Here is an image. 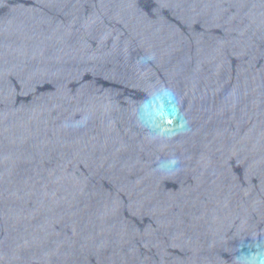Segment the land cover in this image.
<instances>
[{"label":"water","instance_id":"1","mask_svg":"<svg viewBox=\"0 0 264 264\" xmlns=\"http://www.w3.org/2000/svg\"><path fill=\"white\" fill-rule=\"evenodd\" d=\"M0 264H264V0H0Z\"/></svg>","mask_w":264,"mask_h":264}]
</instances>
